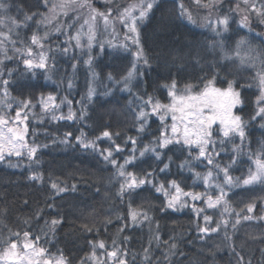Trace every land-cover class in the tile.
<instances>
[{
    "label": "trees",
    "instance_id": "trees-1",
    "mask_svg": "<svg viewBox=\"0 0 264 264\" xmlns=\"http://www.w3.org/2000/svg\"><path fill=\"white\" fill-rule=\"evenodd\" d=\"M201 1L204 4L210 2ZM241 1L221 0L215 6L217 20L227 16L228 27L227 30L216 28L214 31L213 25H204L193 18L192 0H157L148 18L138 26L140 44L149 65L140 67L143 76L133 82L132 93L151 95L168 103L165 85L171 84L172 80L180 89L191 84L196 90L202 89L203 82L214 74L217 75L216 87L227 88L226 81H235L243 100L235 114L245 122V137L243 142L239 137H233L221 151L220 137L214 133L216 151L220 153L215 162L221 168L230 165L229 174L234 180L239 178L242 181L249 167L254 168L250 156L264 148V119L258 116L253 119L259 95L254 78L257 72L264 71V15ZM254 1H257L256 9L264 10V0ZM54 2L57 0H49V4ZM0 3L8 5L7 11L0 12V16L22 21L24 15L35 14L26 27L16 30L19 35L13 34L12 38L17 41L16 48L24 49L30 45L33 33L43 36L47 32L48 39L43 43L49 57L46 69H29L23 63L25 57L16 53L11 43L5 41L11 59H4V53L0 52V60H3L0 72L3 73L2 79L9 81L8 99L12 102L8 114L15 117L17 102L31 100L35 107L24 110L28 112L26 140L30 145L34 142L40 146L34 160L30 161L25 154L0 161V240H8L11 233L30 231L33 237H41L40 246L53 254L58 250L62 252L68 264H118L106 254L114 250L113 242L126 253L122 256L118 253L125 264H264V218H261L264 217V185L240 183L228 186L224 184L221 172L213 186L206 189L195 173L203 175L212 169L215 176L216 170L201 160H191L190 168L180 167L190 158L188 151L181 152L178 146L170 145L171 150H163L164 163H168L171 157L164 173L159 171L163 163L155 160L151 153L139 157V150L159 135V118L151 116L145 131L138 132L132 109L139 101H135L134 95L121 91L122 85L108 79L111 74L119 80L127 72L135 48L131 46L130 51H124L119 46L113 47V42L110 45L104 36L93 42L91 50L86 46L69 47L66 43L68 36L79 31V22L89 13L86 8L66 9L67 15L65 10L57 9L50 23H38L42 17L53 15L43 0H0ZM91 3L101 11L102 5L97 0H91ZM181 4L186 10L184 15H181ZM71 43L74 45L75 41ZM32 47L34 53L40 51L37 46ZM65 47H69L67 53L62 51ZM89 55L92 57L91 68L85 63ZM93 72L96 73L95 79ZM69 80L73 85L71 88L68 87ZM89 86L95 89L91 101L87 99ZM49 94L56 97L58 104L64 98L70 100L76 119L53 120L52 113L45 112L38 103L41 96L46 98ZM130 101H135L131 108ZM81 110L85 113L83 119L80 118ZM68 113L67 103L60 104L56 111L57 116H67ZM105 130L112 133L116 144L124 148L122 153H114L119 163H123L132 148L131 143L125 144L127 138H136L138 159L135 166H128L127 171L138 176L152 171V183L126 192L123 197L118 195L121 180L116 169L99 152L82 148L75 139L83 132L86 139L95 140ZM66 133L71 136L67 138L68 143H62ZM98 143L100 148H107L111 142L104 138ZM234 146L239 148L238 153L233 150ZM233 158L235 163H232ZM33 173L42 174L43 179H30ZM172 180L184 192H207L214 199L220 194L215 184L222 185L227 193L224 199L229 211L224 212L223 204L209 209L204 199L192 201L183 196L181 200L186 201V207L166 208L164 195L156 192L153 184L159 186L163 183L168 188ZM53 181L68 191L52 199ZM250 204L254 205L251 213L247 212ZM129 206L133 210L146 211L150 220L133 225L128 216ZM193 208L205 211L197 215ZM204 215L212 217L209 227H215L224 219L228 221L227 228L221 226L217 232L201 233L199 228L206 226ZM245 215L252 218L244 220ZM52 219L61 221L55 226L54 234L50 229ZM237 219L240 222L233 228ZM100 241L104 242L105 249L98 247ZM173 244L175 248L171 247ZM145 249L149 250L150 261L145 260Z\"/></svg>",
    "mask_w": 264,
    "mask_h": 264
},
{
    "label": "snow or ice",
    "instance_id": "snow-or-ice-1",
    "mask_svg": "<svg viewBox=\"0 0 264 264\" xmlns=\"http://www.w3.org/2000/svg\"><path fill=\"white\" fill-rule=\"evenodd\" d=\"M245 5L252 8L253 11L264 15V10L256 9L255 5H249V0H243ZM44 6L49 8V11L53 13L52 16L42 17L41 22L50 23L52 19L55 18V13L57 9L65 10L64 14L67 15L66 9H88L89 18L84 21V24L88 25L87 33L83 32V25L81 30L77 31L74 36L69 35L66 43L69 47L84 48L85 46L91 50L93 45V40L95 38V33L93 30V24L97 17L103 19L105 26L113 22V20L121 23L126 32L124 34V41L119 44V47L124 51H130L131 46H135V51L132 52L131 67L127 72L116 80L111 74H109L108 79L113 81L115 84L122 85L121 91L128 92L134 95L135 101H139L136 107L132 109L135 123L137 125L138 132H144L146 126L148 125L149 118L151 116H157L161 124V130L158 136L154 140L145 145L139 150V157L143 158L146 153H151L155 160L163 163V167L159 169L161 173L166 172L171 163V157L168 158V163H164L162 156L165 154L163 150L168 149L169 146L179 147V150L183 152L188 151L189 158L185 160L180 167H191V160H201L207 161V164L212 165L213 169L216 170V175L210 169L206 174L201 175L200 173H195L197 179L203 181L206 189L213 186L214 181L218 178L219 173H223L224 184L228 186L239 185L242 183L245 186L262 184L264 185V148H262L259 153H254L250 156L252 159L253 167H249L247 175L242 179V181L234 178L229 174V166L220 167L218 163L215 162V157L220 153L216 151L217 141L214 139V133L220 137L219 145L221 151L226 142H231L232 137L239 136L243 142L245 137V122L240 115L234 113V109L237 106L243 104L241 99V92L236 89L235 81H226L227 88L216 87L217 75H213L211 78L203 82V88L196 90L193 85L186 84L182 89L177 87L175 80H172L171 84L165 85L168 89L167 95L169 97L168 103H162L160 100L154 98L151 95L142 96L139 94L132 93L133 82L138 80L139 77L143 76V72L140 71L141 66H148L149 60L144 53L143 47L140 44V33L139 25L143 23L145 19L148 18L149 13L152 12L155 7L157 0H136V2L128 4L118 11L116 17L112 16V9L109 8L107 12H100L92 6L91 0H57V2L49 4V0H43ZM199 3V0H197ZM206 7L208 5H205ZM181 15H184L186 10L181 4ZM8 5L0 3V12H6ZM33 15H24L23 20H17L10 16H0V52L4 53V59H11L7 55V49L5 47V41L13 45V49L16 53L24 56L23 63L27 68H39L46 69L48 67L49 57L45 51V45L43 41L48 39V33L45 32L43 36L33 33L30 38V45L26 46L24 49L16 48L15 45L17 41L12 38L13 34L19 35L17 29L21 27H26L27 22L33 19ZM76 17L75 19H78ZM188 19L191 20V16L188 15ZM245 21L247 17L244 18ZM92 21V23H89ZM243 23V22H242ZM217 25H222L224 30L228 27V17L224 16L216 21ZM246 26V23L243 24ZM71 27V25H69ZM2 29H7L4 31ZM60 31L59 28L56 29ZM216 31V29H213ZM115 32V29H113ZM220 33L217 31V35ZM82 35L87 36L86 45L82 43ZM75 44L72 45V41ZM111 45V42H109ZM240 43H244L240 41ZM37 46L40 51H33V47ZM115 47L116 45H111ZM69 47L62 49L64 53L69 51ZM50 50V49H49ZM101 50H103V45H101ZM227 58V57H225ZM252 59V58H250ZM91 68L92 57L89 55V59L85 61ZM3 64V60H0V65ZM75 69V65H73ZM11 76V71L8 72ZM3 73L0 72V91L3 92V97L0 98V161L4 160L6 156H17L21 157L27 155L28 159L34 160L36 153L39 149V145H32L26 140V135L28 132L26 121L28 119V112L25 109L31 110L35 107L31 100H23L17 102V110L15 112V117H10L7 110L12 108V102L8 99V84L7 79H2ZM93 79L96 78V73H92ZM257 81V87L259 89V95L256 98L257 111L253 119L257 116L264 119V71H259L256 73L255 78ZM72 82L69 80L68 87L71 88ZM251 85H249L250 87ZM241 88L244 86L241 85ZM95 94V89L89 86L87 99L91 101L93 95ZM135 101H130L129 106ZM38 103L41 104L42 109L45 112L52 113V119H76V113L71 110V101L64 98L58 104L56 103V97L49 94L46 98L41 96ZM67 103L69 105V113L67 116L63 114L57 116L56 111L60 108V104ZM84 111L81 110L80 118L83 119ZM170 120V123L168 122ZM118 135V134H116ZM71 133H66L62 143H68V137ZM107 138L111 143L107 148H100L98 141ZM76 142L84 149H92L93 151L99 152L105 161L110 163L116 169V175L120 178V188L118 195L123 197L126 192L133 191L145 184L152 183L153 172L146 171L143 176H138L134 172L127 171L128 166H135L138 159L136 153L138 151L136 145L137 140L134 137H128L125 144L131 143L132 148L130 154L124 158L123 163H119L115 158L114 153L119 154L124 151V148L120 144H116L113 140V134L105 130L100 136L96 137L95 140L86 139V134L81 132L80 136H77ZM234 151L239 152V148L234 146ZM193 152L196 154L193 156ZM254 157V159H253ZM235 158L232 159V163H235ZM32 180H42L43 176L40 173H33L30 177ZM155 187L156 192L162 193L165 197L166 208L176 209L179 207H186V201H182L181 197H189L192 201H198L204 199L207 208L212 209L224 205V212H228L227 201L224 197L227 193L224 191V187L220 184H215V187L219 189V195L213 198L212 195H208L207 192L201 194L196 192H184L183 189L172 180L168 184V188H165L163 183ZM51 188L54 190V196L60 195L68 191L66 187H61L57 182L53 181L51 183ZM169 189L174 190V192L169 191ZM72 190H75V185L72 186ZM55 205H49V207H54ZM254 205L250 204L247 206V212L251 213L253 211ZM193 210L199 215L200 212L205 211L204 209L193 208ZM223 216V213L221 214ZM239 217V213L236 214ZM128 216L133 225L142 223L144 221L150 220L146 211L133 210L129 206ZM39 217V212L37 213ZM252 217L243 216L244 220H249ZM264 218V217H261ZM203 220L205 222V227H200L199 231L201 233L217 232L221 226L227 228L228 221L221 219L216 223L215 227H209L208 225L212 222V217L204 215ZM61 221L57 219H52L50 221V229L54 234L55 226ZM240 221L239 219L232 225L233 228L236 227ZM46 223H49L46 221ZM123 228L121 229V231ZM14 237V238H11ZM11 237L8 240H0V264H68L67 259L64 257L63 253L59 250L56 254L51 253L47 248L40 246L39 240L41 237L39 235L33 237L30 231H23L11 233ZM158 240L159 237L157 236ZM95 247V245H94ZM100 249H105V244L100 241L98 244ZM175 248L176 245H171ZM113 251L107 252V257L109 259H114L118 261V264H125V260L118 256V253L126 255L121 249L117 248L115 242H113ZM149 250L145 249V260L150 261V256L148 255ZM95 251H93L92 256L95 258ZM167 258V257H166ZM242 259V258H241Z\"/></svg>",
    "mask_w": 264,
    "mask_h": 264
},
{
    "label": "rangeland",
    "instance_id": "rangeland-1",
    "mask_svg": "<svg viewBox=\"0 0 264 264\" xmlns=\"http://www.w3.org/2000/svg\"><path fill=\"white\" fill-rule=\"evenodd\" d=\"M101 5L102 8L100 9V12H107L109 8H111L112 11V16L116 17L118 14V11L122 9L123 7L127 6L128 4L136 2V0H97ZM192 5L194 6L195 13H191L194 17L195 20L199 19L201 23L205 24H210L213 25L212 28H220L223 31L224 27L222 25H217V15L214 13V8L217 6V4L221 0H210L208 4H204L201 0H199V3H197V0H192ZM241 1V0H240ZM243 4V0L241 1ZM257 1L249 0V5H255ZM205 5H208L207 7ZM252 10V8H250ZM106 10V11H104ZM197 10V11H196ZM190 14V15H191ZM83 15V13H82ZM191 15V16H192ZM89 18V13L86 14L83 19L79 22V31L81 30V26L83 25V32L87 33L88 31V25L84 24V21ZM89 23H92V21H89ZM113 29H115V32H113ZM93 30L95 33V40L98 39L100 36L106 37L110 42H113V45L119 46V44L124 41V34L126 32L125 27L119 23L118 21L113 20L111 24H109L107 27L104 24L103 19L97 17L96 21L93 24ZM81 41L83 44L86 45L87 43V36L82 35ZM242 46H246V43H242ZM135 48V46H132ZM247 49V47H246ZM237 108V107H236ZM235 108V109H236ZM235 109L233 110L235 113ZM170 123V120H169ZM235 137V136H234ZM239 137V136H237ZM233 138V137H232ZM240 138V137H239ZM15 156V155H13ZM11 157V156H10ZM5 158H9V156H6Z\"/></svg>",
    "mask_w": 264,
    "mask_h": 264
}]
</instances>
